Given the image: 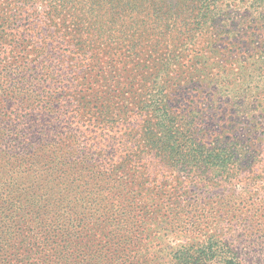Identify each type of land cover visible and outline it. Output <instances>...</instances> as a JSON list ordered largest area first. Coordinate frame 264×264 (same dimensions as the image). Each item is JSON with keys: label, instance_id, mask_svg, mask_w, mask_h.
I'll return each instance as SVG.
<instances>
[{"label": "trees", "instance_id": "trees-1", "mask_svg": "<svg viewBox=\"0 0 264 264\" xmlns=\"http://www.w3.org/2000/svg\"><path fill=\"white\" fill-rule=\"evenodd\" d=\"M53 1L69 6L68 35L80 50L112 41L130 13L143 18L133 33L121 35L129 51L141 46L137 55L147 62L144 71L128 77L150 118L140 136L134 128L138 146L122 149V136L94 139L106 123L100 114L112 109L105 100L79 108L86 120L90 115L86 137L68 128L57 131L50 115L55 106L44 93L23 91L24 101L43 107L35 118L13 115L32 110L31 104L0 107V264H245L232 242L198 236L190 230L192 220L183 224L151 203L145 186L132 182V162L147 150L186 170L205 167L219 170L217 175L235 164L237 149L199 140L169 93L177 81L217 89L219 75L231 73L212 64L219 55L238 58L242 71L259 66L264 75V0ZM153 73H170L176 82L137 86ZM11 93L2 89L0 98L9 100Z\"/></svg>", "mask_w": 264, "mask_h": 264}, {"label": "rangeland", "instance_id": "rangeland-1", "mask_svg": "<svg viewBox=\"0 0 264 264\" xmlns=\"http://www.w3.org/2000/svg\"><path fill=\"white\" fill-rule=\"evenodd\" d=\"M68 10V5L62 9L53 0H0V90L13 91L9 100L0 98V107L15 103L12 108L17 110L31 104L32 110L13 115L21 120L35 118L43 107L37 108L36 100L24 101L23 91L44 93L55 106L50 115L55 116L57 131L69 129L86 137L90 115L86 120L79 108L105 100L112 109L100 114L106 123L94 131L99 136L94 139L122 136V149L126 145L135 149L134 128H139L140 136L150 116L140 110L143 104L135 99L137 88L130 87L128 76L144 71L147 62L137 55L141 46L129 51V40L121 34L133 33L143 18L130 13L119 22L120 34L115 33L112 41L80 50L68 35L72 25ZM114 51L119 56H113ZM237 61L228 55L212 60L217 70L231 69L230 74L219 75L217 89L177 81L179 86L169 93L199 140L237 149L235 164L217 175L219 170L207 172L205 167L186 170L145 150L132 162L136 169L132 182L142 183L149 201L164 207L167 215L183 224L192 220L195 227L190 230L196 235H220L239 250L245 264H264V75L260 77L259 66L256 70L248 65L242 71ZM145 77L136 83L139 88L148 82H176L170 73ZM100 91H104L101 101ZM189 173L194 179L187 177Z\"/></svg>", "mask_w": 264, "mask_h": 264}]
</instances>
